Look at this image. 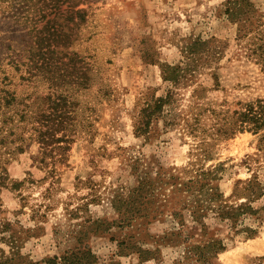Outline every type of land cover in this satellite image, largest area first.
I'll use <instances>...</instances> for the list:
<instances>
[{
	"label": "rangeland",
	"instance_id": "rangeland-1",
	"mask_svg": "<svg viewBox=\"0 0 264 264\" xmlns=\"http://www.w3.org/2000/svg\"><path fill=\"white\" fill-rule=\"evenodd\" d=\"M85 2L88 22L71 48L83 67L77 80L59 61L43 62L31 25L15 18L26 16L25 4L13 9L0 0V175L9 178L0 188V218L17 240L11 249L0 234V258L18 252L19 264H66L73 254L86 255V264H198L183 243L189 228H199L187 211L182 236L172 237L181 229L172 211L184 199L172 184L222 166L225 199L255 175L264 186V131L232 135L234 112L264 103V0H251L260 29L243 40L226 16L229 0ZM195 38L209 41L210 53L192 61L186 48ZM164 64L186 77L165 82ZM167 90L173 99L154 135L137 137L140 111ZM62 96L72 115L65 139L59 144L63 131H56L43 146V117L61 111ZM139 194L140 217L124 223L114 205ZM253 207L262 209L264 197ZM261 218L248 221L259 226L255 239L230 238L214 264H263L264 212Z\"/></svg>",
	"mask_w": 264,
	"mask_h": 264
},
{
	"label": "trees",
	"instance_id": "trees-1",
	"mask_svg": "<svg viewBox=\"0 0 264 264\" xmlns=\"http://www.w3.org/2000/svg\"><path fill=\"white\" fill-rule=\"evenodd\" d=\"M2 1L7 2V0ZM18 1L20 0H11L13 9L19 5L22 6L23 3L28 9L26 10V16H18V12H16L15 18L16 20L25 19L31 25L35 47L38 52H43V62L47 60L49 62L59 61L72 71L69 77L82 80L84 73L81 70L83 69L81 60L75 51H71V48L80 39L82 27L86 26L88 22V10L81 8L85 5V0H23L19 3ZM64 6L67 7L64 9ZM256 12L257 10L251 0H229L226 16L231 23L238 26V38L240 40L246 39L249 34L260 29V25L256 24L258 21L256 20ZM262 17L260 16V18ZM64 28L67 29V32ZM207 46H210L209 41H204L201 38L191 40L186 48L187 58L192 61H196L197 58L201 60L203 54L210 53ZM61 54L62 59L67 60L65 63L59 57ZM163 77L165 82L176 83L186 76L180 66L164 64ZM173 94L172 91L167 90L162 96L144 105L134 126L137 137L149 138L154 135L155 127H157L163 109L171 104ZM56 105L57 108H61L60 112L54 111L43 117L48 125L47 130L42 134L41 143L43 146L51 144L49 140L54 138L56 131H63L59 144L62 143L65 139L66 129L70 124L69 121L72 119L67 98L62 96L59 101H56ZM234 116L237 117L232 132L233 136L236 133L246 131L254 134L264 131V103L262 101H257L256 104L244 105L240 111L234 112ZM231 129H233L232 126L227 132ZM261 143H264V135L261 138ZM260 151H263L262 147H260ZM212 169H201L188 181L172 184L173 192H178V194L184 196V199L180 198L179 200V207L172 211V216L181 226L178 232L172 233V237L179 238L182 236V229L186 228L184 212L187 211L192 222L199 225V228H189V235L185 236L183 243L188 245L189 255L196 258L198 264H214L218 255L226 251L227 240L230 238L255 239L259 234V226H251L248 221H261V213L264 212V207L262 209L253 207L254 202L264 197V186L259 182L256 175L246 182L240 181L236 185L233 195L225 199L220 190V183L223 178L219 176V171L223 167ZM8 181V176L2 172L0 175V188L8 187ZM21 185V183H14L12 189H18ZM140 190L142 188L136 192L138 193ZM140 199H142V195L139 194L137 199L126 201L121 205H114L117 213L125 216V219L122 218L124 223L131 224L138 220L140 216L136 217V215L141 213ZM241 200H244V202L240 203ZM122 209H125V212ZM156 212L159 215L163 214L161 208ZM210 217H213L214 224L209 225L206 223V220ZM217 225L223 226L227 232L221 234V227ZM12 227L11 222L0 218V234H7L9 237L8 245L11 249H15L17 240L15 233L12 232ZM5 239V237L2 238L3 241ZM174 243L178 245L179 241L175 240ZM16 257L19 259H16ZM90 257L93 256L90 254ZM21 259L22 256L20 257L17 252L14 253L13 258H0V264H19ZM66 259L64 260L66 264H86L84 261L87 257L85 255L79 258L76 254H73L69 260ZM261 262L264 264V259Z\"/></svg>",
	"mask_w": 264,
	"mask_h": 264
}]
</instances>
